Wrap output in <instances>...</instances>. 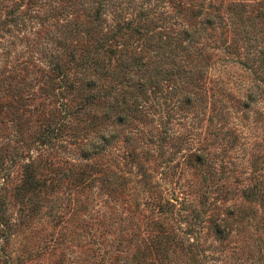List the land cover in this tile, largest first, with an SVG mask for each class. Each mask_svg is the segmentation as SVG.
Returning a JSON list of instances; mask_svg holds the SVG:
<instances>
[{"label": "rangeland", "instance_id": "1", "mask_svg": "<svg viewBox=\"0 0 264 264\" xmlns=\"http://www.w3.org/2000/svg\"><path fill=\"white\" fill-rule=\"evenodd\" d=\"M101 1L0 0V264H264V0Z\"/></svg>", "mask_w": 264, "mask_h": 264}, {"label": "trees", "instance_id": "2", "mask_svg": "<svg viewBox=\"0 0 264 264\" xmlns=\"http://www.w3.org/2000/svg\"><path fill=\"white\" fill-rule=\"evenodd\" d=\"M96 2L95 5H93V19L94 20H97L100 18L102 12H103V9H104V4H107L106 1H101V0H93ZM141 9L138 10V12L136 13L135 15V19L137 20H144V13H145V17L147 15V11H144V12H140ZM133 20L134 18L133 17H130V18H123L121 23H117L118 25V29H120L121 27H128L131 23H133ZM138 26L135 25V28L137 29ZM186 32V31H185ZM188 34H190L189 32H187ZM192 41V38L189 39V41ZM189 43V42H188ZM77 55L73 56L72 58H70L69 60H72L74 63H76V67L82 71H85V72H89L91 74L90 71L88 70H91L93 68H95V65L94 63L96 64V60H94V58H92V56L90 55H87L85 56L84 58H80L78 60V58H76ZM56 63L54 64L55 66H57V60L55 61ZM60 68V67H59ZM91 68V69H90ZM66 75V72L63 71V76ZM87 81V80H86ZM88 87H91V86H95L94 85V79L93 78H89L88 81L86 82V84ZM99 87H102V84H99L97 85V88ZM106 92L108 91H105V90H102L100 93L102 95H104ZM91 99L92 98H95V95L94 94H91L90 95ZM123 114V113H121ZM122 120V119H121ZM30 180H28L27 182H29ZM247 194L251 195V196H260L262 197V193H264V190H261V189H255V188H249L248 191H246ZM240 216V215H239ZM1 221H0V225H1ZM0 229H1V226H0ZM214 230H215V233L219 236V237H224L226 234H227V231H225V229L223 227H220L219 225H214Z\"/></svg>", "mask_w": 264, "mask_h": 264}]
</instances>
